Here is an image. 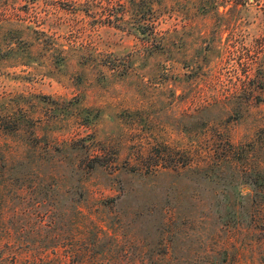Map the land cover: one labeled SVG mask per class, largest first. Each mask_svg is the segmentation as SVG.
I'll return each mask as SVG.
<instances>
[{
  "label": "rangeland",
  "instance_id": "obj_1",
  "mask_svg": "<svg viewBox=\"0 0 264 264\" xmlns=\"http://www.w3.org/2000/svg\"><path fill=\"white\" fill-rule=\"evenodd\" d=\"M0 264H264V0H0Z\"/></svg>",
  "mask_w": 264,
  "mask_h": 264
},
{
  "label": "trees",
  "instance_id": "obj_2",
  "mask_svg": "<svg viewBox=\"0 0 264 264\" xmlns=\"http://www.w3.org/2000/svg\"><path fill=\"white\" fill-rule=\"evenodd\" d=\"M152 8V7H151ZM161 155H159V157H160ZM181 157L183 158V160L181 161L182 162V164H184V165H186L188 162H189V157H188V154L187 153H185L184 151H182L181 152ZM97 159H96V162H91V160H90V163H89V166L91 167V168H93V167H95V165L96 164H103V161L100 159V157L99 156H97L96 157ZM160 158H162V157H160ZM156 160H158V159H156ZM157 165H164L165 163L163 162V161H158V163H156ZM165 166V165H164Z\"/></svg>",
  "mask_w": 264,
  "mask_h": 264
}]
</instances>
